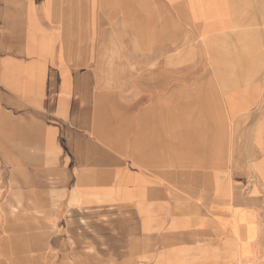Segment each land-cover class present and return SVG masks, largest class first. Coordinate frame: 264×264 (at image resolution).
Returning a JSON list of instances; mask_svg holds the SVG:
<instances>
[{
    "label": "crops",
    "instance_id": "0c3cea01",
    "mask_svg": "<svg viewBox=\"0 0 264 264\" xmlns=\"http://www.w3.org/2000/svg\"><path fill=\"white\" fill-rule=\"evenodd\" d=\"M0 12L12 14L13 34L28 44L41 74H65L48 79V97L71 104L64 122L75 135L95 134L94 102L127 101V114L118 116L126 132L179 140L186 131L189 141L210 144L204 162L197 152L178 153L191 166L167 180L173 234L185 258L198 251L196 260L163 252L158 264H242L253 245L264 251L255 213L233 208L215 166L223 160L220 143H253L245 180L252 199L264 197V0H0ZM110 70L116 93L103 88L102 71ZM78 88L92 93L91 127L76 117V104L87 102ZM209 191L212 218L190 212L188 204Z\"/></svg>",
    "mask_w": 264,
    "mask_h": 264
},
{
    "label": "rangeland",
    "instance_id": "374dc122",
    "mask_svg": "<svg viewBox=\"0 0 264 264\" xmlns=\"http://www.w3.org/2000/svg\"><path fill=\"white\" fill-rule=\"evenodd\" d=\"M11 16L0 12V264H158L163 252L194 263L198 251L185 258L173 234L167 180L191 166L176 160L178 153L197 152L204 162L210 144L189 141L186 131L179 140L160 131L126 132L118 116L127 114L121 109L127 101L94 102L95 134L75 135L64 122L71 104L48 97V79L65 74L40 73L28 44L13 34ZM114 72L102 71L103 88L116 93ZM76 95L87 97L76 104L78 122L91 127L92 93L78 88ZM235 133L242 138L241 127ZM219 145L223 160L215 166L233 208H250L263 232L264 197L253 203L255 191L245 180L253 143ZM214 194L201 192L189 211L212 218ZM255 247L242 264H264V251Z\"/></svg>",
    "mask_w": 264,
    "mask_h": 264
}]
</instances>
